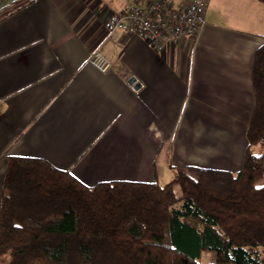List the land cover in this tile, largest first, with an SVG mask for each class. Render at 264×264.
Here are the masks:
<instances>
[{"label":"crops","instance_id":"1","mask_svg":"<svg viewBox=\"0 0 264 264\" xmlns=\"http://www.w3.org/2000/svg\"><path fill=\"white\" fill-rule=\"evenodd\" d=\"M130 5L0 0V190L9 154L44 158L85 184L240 166L264 6L207 0L197 34L161 52L135 33L108 34L109 15ZM95 48L109 70L87 61Z\"/></svg>","mask_w":264,"mask_h":264},{"label":"trees","instance_id":"2","mask_svg":"<svg viewBox=\"0 0 264 264\" xmlns=\"http://www.w3.org/2000/svg\"><path fill=\"white\" fill-rule=\"evenodd\" d=\"M250 77L254 102L234 171L188 165L165 183L85 184L44 158L7 155L0 264H264V44ZM208 251L214 260L201 262Z\"/></svg>","mask_w":264,"mask_h":264},{"label":"built area","instance_id":"3","mask_svg":"<svg viewBox=\"0 0 264 264\" xmlns=\"http://www.w3.org/2000/svg\"><path fill=\"white\" fill-rule=\"evenodd\" d=\"M207 0H131L123 10L113 11L106 22L108 34L115 30L135 33L145 39L157 51L178 38L194 36L203 21ZM87 61L100 72L112 65L101 49L92 50Z\"/></svg>","mask_w":264,"mask_h":264},{"label":"rangeland","instance_id":"4","mask_svg":"<svg viewBox=\"0 0 264 264\" xmlns=\"http://www.w3.org/2000/svg\"><path fill=\"white\" fill-rule=\"evenodd\" d=\"M255 151H257V148H254ZM8 256L7 255H3L0 257V261L1 260H5L7 259ZM215 258V253L213 251H208V252H203L201 253L200 257L198 258L201 262H206V261H213Z\"/></svg>","mask_w":264,"mask_h":264},{"label":"water","instance_id":"5","mask_svg":"<svg viewBox=\"0 0 264 264\" xmlns=\"http://www.w3.org/2000/svg\"><path fill=\"white\" fill-rule=\"evenodd\" d=\"M130 80H133L134 81L135 79L133 77H131Z\"/></svg>","mask_w":264,"mask_h":264}]
</instances>
